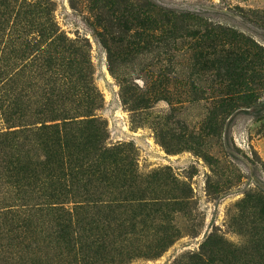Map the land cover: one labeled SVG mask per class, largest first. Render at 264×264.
I'll use <instances>...</instances> for the list:
<instances>
[{"label":"rangeland","instance_id":"1","mask_svg":"<svg viewBox=\"0 0 264 264\" xmlns=\"http://www.w3.org/2000/svg\"><path fill=\"white\" fill-rule=\"evenodd\" d=\"M123 2H46L67 38L89 45L92 85L101 95L94 116L105 122L106 147L118 148L121 158V180L113 184L132 203L121 216L145 210L134 217L133 234L120 236L119 222L98 227L110 236L108 254L116 260L99 264H193L195 254L211 264H264V108L219 115L224 71L214 61L217 51H204V42L187 34L219 24L264 45V0H127L136 16L153 21L144 28L123 13ZM245 19L258 21L260 30ZM25 21L1 20L7 29ZM49 23L35 18L29 25ZM33 84L34 91L43 85ZM6 127L0 114V131ZM9 191L6 198H14ZM140 202L148 206L135 208ZM165 233V250L144 249ZM35 251L12 248L0 264H18L19 257L28 264Z\"/></svg>","mask_w":264,"mask_h":264},{"label":"trees","instance_id":"2","mask_svg":"<svg viewBox=\"0 0 264 264\" xmlns=\"http://www.w3.org/2000/svg\"><path fill=\"white\" fill-rule=\"evenodd\" d=\"M47 1L33 0L15 12L9 9L18 0H0V44L7 38L0 48V114L7 126L0 131V254L24 246L37 248L28 264H47L42 259L48 257L54 264L116 263L108 254L110 236L98 233V227L119 222L120 236L133 234L134 217L145 216V210L121 216L132 203L121 200L120 187L113 184L121 180V170H116L121 158L118 148L106 147L105 122L94 116L101 95L92 85L89 45L67 38L51 20ZM125 3L123 13L131 15L138 27L153 22L149 16H136ZM13 15L26 21L7 29L1 20ZM35 18L50 23L29 25ZM244 21L260 30L258 21ZM187 34L204 42V51H217L214 61L218 71H224L218 75L223 88L219 115L264 108L263 44L219 24ZM34 81L43 84L40 90L34 91ZM10 188L14 198H6ZM145 203L134 207L145 208ZM127 228L132 231L127 233ZM168 237L165 233L144 249L163 251L171 242ZM19 258L18 264L25 263ZM192 263L211 264L198 254Z\"/></svg>","mask_w":264,"mask_h":264}]
</instances>
